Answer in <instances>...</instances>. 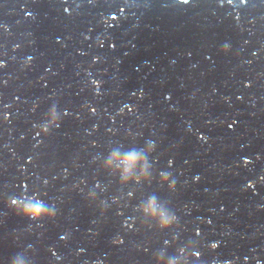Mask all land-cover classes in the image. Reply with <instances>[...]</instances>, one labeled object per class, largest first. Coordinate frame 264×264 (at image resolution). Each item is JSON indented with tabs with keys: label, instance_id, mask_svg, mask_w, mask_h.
<instances>
[{
	"label": "water",
	"instance_id": "obj_1",
	"mask_svg": "<svg viewBox=\"0 0 264 264\" xmlns=\"http://www.w3.org/2000/svg\"><path fill=\"white\" fill-rule=\"evenodd\" d=\"M134 4L0 0V264H154V253L172 258L189 243L201 253L192 264L264 261V184L248 187L264 175V0ZM53 102L68 115L37 137L32 125ZM149 141L153 171L172 173L176 191L154 180L129 185L128 200L100 165ZM98 183L103 216L84 195ZM37 193L55 204L54 221L7 207ZM153 195L177 214L174 230L141 227L133 206Z\"/></svg>",
	"mask_w": 264,
	"mask_h": 264
},
{
	"label": "clouds",
	"instance_id": "obj_2",
	"mask_svg": "<svg viewBox=\"0 0 264 264\" xmlns=\"http://www.w3.org/2000/svg\"><path fill=\"white\" fill-rule=\"evenodd\" d=\"M126 3H131L132 6H137L134 4V0H125ZM249 0H219L221 6L229 5L233 6V8L238 6H246ZM181 4H188L189 0H179ZM68 9L65 8V12ZM123 12V9H121ZM114 17V14H113ZM107 22V21H106ZM4 30L7 31V26H3ZM87 38V37H86ZM100 46H103V41H100ZM20 45L14 46V51L16 48H19ZM231 45L225 42L219 51L227 55L230 51ZM32 57H29L28 60L24 61V66H28L31 62ZM96 58H94L95 61ZM6 66V61L0 59V69ZM91 83L96 87L97 91H99V87L101 82L98 80H92ZM38 105H34L33 111L35 107ZM7 107V106H6ZM92 111H95L93 109ZM68 115L67 111H61L56 102H53L49 105L47 111L43 114L41 120L39 122L33 123L32 127L35 129V136L37 137H47L50 133H52L55 129H58L62 123L63 117ZM0 118L3 120L8 119V113L3 112L0 113ZM232 127V125H229ZM155 144L152 141L147 142L146 147L141 151H127L120 152L118 150L112 151L105 158L103 163L100 165L101 171L108 173L109 175H113L117 178L120 188H128L129 190L126 193L128 200H131L135 196V189L130 188L129 185H140L146 184L151 185L153 181L162 188H165L168 193H174L177 188V181L172 173L164 170H160L158 173H155L152 169V165L149 162V156L154 152ZM260 157H257L259 159ZM95 158H93L94 160ZM248 161L245 160V164ZM172 161H169V166H171ZM47 184V181L44 182ZM83 183V181H81ZM256 183L264 184V175L259 177V180H253L249 182L248 187H254ZM96 188H100V184L98 183L94 188L89 189L87 193H85V199L90 203L95 204L99 210L100 214L103 216L105 211L107 210V203L105 200L100 199L99 194L96 192ZM105 189H101L104 191ZM37 198L30 199L26 206L18 207L15 205V201L8 200L7 207L14 211L17 215H21L24 218L34 222L38 225H42L44 222L54 221L57 216V208L54 203H49L40 197V194L37 193ZM121 196H113L111 197L112 203H115L119 206V201ZM127 206V204L125 205ZM135 211L140 213L141 219V227H146L148 229H155L159 232H169L175 229L178 225V216L176 213L169 212L162 205L158 203L156 196H149L147 200L142 201L133 206ZM132 225L128 224V228H131ZM197 235H199V230H197ZM63 238V237H62ZM177 237L173 235L171 243L176 241ZM115 244L122 243L121 239L117 237L114 240ZM170 244L169 240H164V245L168 246ZM209 247L212 250L217 249V243H211ZM83 251V250H81ZM201 253L197 251L196 243H189L185 246L178 247L176 249L175 257L166 259L162 254L154 253L152 256V260L154 264H192L194 260H198ZM59 259V258H58ZM245 264H247L248 257L244 258ZM11 264H17L16 261H12ZM92 264H105V260L103 258H97L92 262ZM212 264H235L234 260H223L221 261L219 258L213 260ZM256 264H264V261L257 259Z\"/></svg>",
	"mask_w": 264,
	"mask_h": 264
}]
</instances>
